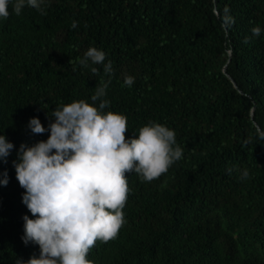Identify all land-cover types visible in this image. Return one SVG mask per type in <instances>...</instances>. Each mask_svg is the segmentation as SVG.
<instances>
[{
	"label": "trees",
	"instance_id": "16d2710c",
	"mask_svg": "<svg viewBox=\"0 0 264 264\" xmlns=\"http://www.w3.org/2000/svg\"><path fill=\"white\" fill-rule=\"evenodd\" d=\"M9 11L0 21V134L14 148L0 163L9 177L0 186V264L39 255L21 239L22 217H33L12 164L21 144L48 138L31 133L29 119L47 128L54 109L92 104L109 81L105 112L127 117L126 139L150 122L165 125L183 155L150 182L125 174L126 223L87 259L264 264V140L256 133L264 129V0H47L44 14ZM92 47L112 62L111 74L79 64Z\"/></svg>",
	"mask_w": 264,
	"mask_h": 264
},
{
	"label": "clouds",
	"instance_id": "9594fccd",
	"mask_svg": "<svg viewBox=\"0 0 264 264\" xmlns=\"http://www.w3.org/2000/svg\"><path fill=\"white\" fill-rule=\"evenodd\" d=\"M47 0H0V21L11 11L20 15L25 7L44 14ZM234 22V21H233ZM76 22L72 28H76ZM259 37L262 29H251ZM247 42V38L245 40ZM95 47L89 48L79 64L102 65L105 74L113 71L112 62ZM95 75L99 70L91 67ZM110 82V81H109ZM96 88L92 104L73 101L52 111L53 122L47 128L36 117L27 127L33 134L49 133L46 140L31 146L21 144L12 162L19 186L25 191L21 202L33 218L22 217L25 245H38L39 255L17 264H93L88 253L97 241L116 239L126 223L122 209L128 198L126 173L135 172L145 181L165 174L182 158L183 149L176 143L173 129L150 122L138 136L126 139L127 117L105 112L108 83ZM132 76L123 80L131 87ZM264 140V129H256ZM14 145L0 134V163H7ZM231 172V169H229ZM0 186L9 182L5 170ZM243 171L241 178H247Z\"/></svg>",
	"mask_w": 264,
	"mask_h": 264
}]
</instances>
